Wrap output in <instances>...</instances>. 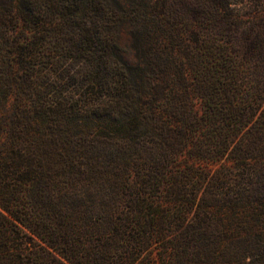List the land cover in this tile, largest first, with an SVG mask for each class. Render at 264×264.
<instances>
[{
    "label": "trees",
    "instance_id": "1",
    "mask_svg": "<svg viewBox=\"0 0 264 264\" xmlns=\"http://www.w3.org/2000/svg\"><path fill=\"white\" fill-rule=\"evenodd\" d=\"M110 2L45 0L98 23L109 8L118 17H143L130 30L135 63L118 57L114 37L106 41L87 28L88 40L81 33L62 50L99 58L94 85L113 137L138 149L154 136L162 153L135 157L125 180L83 185L79 195L77 186L51 181L43 142L32 146L14 131L4 141L0 122V264H163L159 216L182 164L185 180L207 182L203 197L185 200L181 213L195 210L197 242L214 251V262L224 260V233L207 229L225 204L219 188L235 178L242 187L231 209L242 212L247 233L258 234L264 257V0H192L180 13L166 9L168 0H129L126 10ZM15 8L12 16L39 23L24 0ZM135 171L144 182L131 178ZM153 188L160 200L150 195Z\"/></svg>",
    "mask_w": 264,
    "mask_h": 264
},
{
    "label": "rangeland",
    "instance_id": "2",
    "mask_svg": "<svg viewBox=\"0 0 264 264\" xmlns=\"http://www.w3.org/2000/svg\"><path fill=\"white\" fill-rule=\"evenodd\" d=\"M21 1L0 0V122L4 129V141H8L14 131L20 139L27 137L32 146L43 142L50 156L51 181L79 189L83 185L125 180L124 171L135 157L159 156L162 153L161 141L154 136L143 139L141 143L144 146H138V149L129 141H117L113 137L109 130L112 120H105L102 115L107 110L98 106L94 80L100 69L93 71L99 59L95 52L84 55L62 50L80 37L83 39L81 33L87 35L88 40L90 35L83 31L87 28L91 33L95 30L100 32L106 41L114 37L118 57L135 63L130 30L136 23H142L143 17L133 16L130 20V15L125 13L118 17L109 8L106 20L98 23L93 16H83L82 10L75 11L72 17L69 9L70 14L66 16L65 11L46 6L45 0H24L29 9L39 16V23L34 24L10 14L13 7L19 9ZM102 1L107 6L112 0ZM116 1L121 8H128L129 0ZM191 2L168 0L166 9L180 13ZM166 17L163 11L162 18ZM96 22L99 24L97 29L94 27ZM53 29L57 32L51 37L49 31ZM41 39L45 42L41 43ZM51 46L57 52L50 53ZM25 50L29 51L28 54ZM106 58H109L107 54ZM104 100L110 101L109 97ZM182 169L183 164L174 170L178 173L177 179L170 180L172 193L164 197L168 203L159 216L158 253L161 262L264 264V257L257 251L262 244L258 234L247 233L242 212L239 210L235 214L231 209L238 203L237 193L242 187L236 178L219 188L225 204L219 218L212 219L213 224L207 229L211 233H224L219 249L224 260L222 263L214 262V251L197 242L199 234L195 210L189 209L184 215L181 213L185 200L189 201L195 195L197 201L203 197L208 189L207 182L185 180L181 176ZM140 175L135 171L131 178L144 182V177ZM150 192L156 198L160 194L156 188ZM78 194L84 195L85 192L80 189ZM93 195L99 197L100 193L93 192ZM247 220L251 223L254 219L247 217ZM244 249L250 250L242 259L240 254Z\"/></svg>",
    "mask_w": 264,
    "mask_h": 264
}]
</instances>
